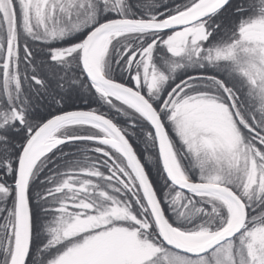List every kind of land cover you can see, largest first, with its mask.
Returning a JSON list of instances; mask_svg holds the SVG:
<instances>
[{
  "label": "snow or ice",
  "instance_id": "1",
  "mask_svg": "<svg viewBox=\"0 0 264 264\" xmlns=\"http://www.w3.org/2000/svg\"><path fill=\"white\" fill-rule=\"evenodd\" d=\"M0 264H264V0H0Z\"/></svg>",
  "mask_w": 264,
  "mask_h": 264
},
{
  "label": "trees",
  "instance_id": "2",
  "mask_svg": "<svg viewBox=\"0 0 264 264\" xmlns=\"http://www.w3.org/2000/svg\"><path fill=\"white\" fill-rule=\"evenodd\" d=\"M78 103V105H80L81 107H87L88 105H86V104H81V102H77ZM145 147V145H140V148H138V151L140 150V149H142V148H144ZM148 155H152V153H147Z\"/></svg>",
  "mask_w": 264,
  "mask_h": 264
}]
</instances>
